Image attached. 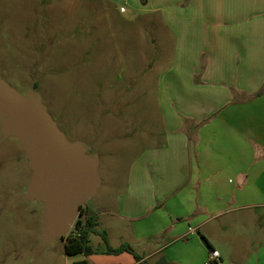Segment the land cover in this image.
<instances>
[{
	"label": "crops",
	"instance_id": "crops-1",
	"mask_svg": "<svg viewBox=\"0 0 264 264\" xmlns=\"http://www.w3.org/2000/svg\"><path fill=\"white\" fill-rule=\"evenodd\" d=\"M124 1L160 12L174 39L158 77L164 139L138 155L122 189L86 207L112 247L143 258L104 244L68 257L210 264L217 250L213 264H264V0Z\"/></svg>",
	"mask_w": 264,
	"mask_h": 264
},
{
	"label": "rangeland",
	"instance_id": "rangeland-1",
	"mask_svg": "<svg viewBox=\"0 0 264 264\" xmlns=\"http://www.w3.org/2000/svg\"><path fill=\"white\" fill-rule=\"evenodd\" d=\"M159 13L139 15L124 0H0V79L23 95L37 84L68 141L98 155L90 206L122 189L138 155L163 142L158 77L174 39ZM1 131L0 264H72L63 238L40 242L44 205L29 197V160Z\"/></svg>",
	"mask_w": 264,
	"mask_h": 264
},
{
	"label": "water",
	"instance_id": "water-1",
	"mask_svg": "<svg viewBox=\"0 0 264 264\" xmlns=\"http://www.w3.org/2000/svg\"><path fill=\"white\" fill-rule=\"evenodd\" d=\"M0 123L2 136L16 137L29 160V197L44 205L40 242L66 237L101 183L98 155H88L83 142L68 141L39 93L23 95L1 79Z\"/></svg>",
	"mask_w": 264,
	"mask_h": 264
},
{
	"label": "trees",
	"instance_id": "trees-1",
	"mask_svg": "<svg viewBox=\"0 0 264 264\" xmlns=\"http://www.w3.org/2000/svg\"><path fill=\"white\" fill-rule=\"evenodd\" d=\"M38 85L35 84L34 90H37ZM259 93H262L260 91ZM86 213V216H85ZM92 235H99L105 245L104 253L108 255H119L124 252L132 254L137 261L142 260V256L138 255L134 249L127 243L121 244L119 247H112L109 243L108 235L105 231H100L98 229V221L95 215L90 214L84 209L83 206L80 208L79 215L66 237H63L65 241V253L67 256H75L79 254H84L87 257L96 253L90 244V238ZM73 264H91L89 261H77ZM142 264H149L148 262H143Z\"/></svg>",
	"mask_w": 264,
	"mask_h": 264
},
{
	"label": "built area",
	"instance_id": "built-area-1",
	"mask_svg": "<svg viewBox=\"0 0 264 264\" xmlns=\"http://www.w3.org/2000/svg\"><path fill=\"white\" fill-rule=\"evenodd\" d=\"M83 207L86 211H88L86 205H84ZM85 216H86V213H85ZM219 258H220L219 252L217 250H211L210 259H209L210 264L216 263L219 260Z\"/></svg>",
	"mask_w": 264,
	"mask_h": 264
}]
</instances>
